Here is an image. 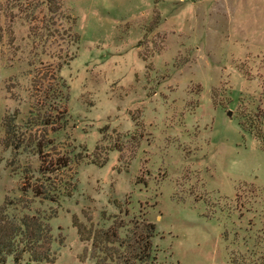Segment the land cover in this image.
Returning <instances> with one entry per match:
<instances>
[{"label": "rangeland", "instance_id": "1", "mask_svg": "<svg viewBox=\"0 0 264 264\" xmlns=\"http://www.w3.org/2000/svg\"><path fill=\"white\" fill-rule=\"evenodd\" d=\"M255 131L264 0H0V204L48 227L38 264H137L145 223L146 264H264ZM34 137L51 141L38 155ZM60 156L65 168L38 172Z\"/></svg>", "mask_w": 264, "mask_h": 264}, {"label": "trees", "instance_id": "2", "mask_svg": "<svg viewBox=\"0 0 264 264\" xmlns=\"http://www.w3.org/2000/svg\"><path fill=\"white\" fill-rule=\"evenodd\" d=\"M49 3V1H48ZM56 96L58 102L64 100L65 95L62 92L56 91ZM60 100V101H59ZM65 113H63L64 115ZM62 115V114H61ZM34 121L38 120V122L30 121L31 125H43L47 126L51 124L52 119L50 115H43L36 119L32 117ZM14 117L10 118L9 116H4L2 125H3V138L2 145L4 147H16L19 141H14L15 136V125L13 123ZM61 120V128L65 125V115L62 118H58ZM49 120V121H47ZM44 133V132H43ZM45 135V134H44ZM253 135L259 141L261 149H264V134L259 133V131H255ZM51 141L48 139H44V137L32 138L31 139V150L38 155L41 153L43 148L47 145L50 146ZM26 147H28V142L26 143ZM50 166V169H46L43 167V163L45 161L43 159H39L38 172L40 174H44L45 172H58L65 168L68 164V160L65 157H57L54 158L53 161H46ZM52 165L54 167L52 168ZM35 195L41 196L43 199H48L53 202L56 198V191H52L50 189H45L44 183H39L37 189H35ZM7 202H2L0 204V264H4L7 257L11 258L12 263L18 264L23 255H26L27 262L38 264L41 262H50L51 257H49L48 250L46 248H41V243L47 242L49 238V229L45 224L40 220V218L22 215L15 219L12 216H7L5 213V206ZM79 233V231H78ZM153 233V225L151 223H145L142 227V232H138V234L134 237L133 242L135 245V251L130 255L131 260L135 261L137 264H140L144 261L143 264H146L149 254L150 242L149 239ZM81 234H84L81 236ZM79 236V240L85 241L90 236L85 233H81ZM107 237L101 238L99 235L98 238H101L104 243L111 242L112 238H115V232H109L108 234L104 233ZM95 239L94 236L91 238ZM116 240V239H113ZM96 264H99L98 261Z\"/></svg>", "mask_w": 264, "mask_h": 264}, {"label": "water", "instance_id": "3", "mask_svg": "<svg viewBox=\"0 0 264 264\" xmlns=\"http://www.w3.org/2000/svg\"><path fill=\"white\" fill-rule=\"evenodd\" d=\"M227 114H229V111L227 112Z\"/></svg>", "mask_w": 264, "mask_h": 264}]
</instances>
